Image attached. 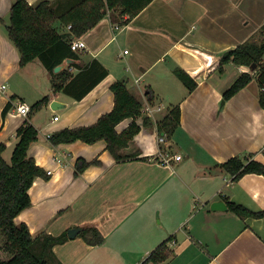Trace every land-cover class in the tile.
Listing matches in <instances>:
<instances>
[{
    "label": "crops",
    "instance_id": "obj_1",
    "mask_svg": "<svg viewBox=\"0 0 264 264\" xmlns=\"http://www.w3.org/2000/svg\"><path fill=\"white\" fill-rule=\"evenodd\" d=\"M13 1L0 0V81L24 69L30 80L37 69L43 84L31 88L33 103L14 101L16 94H8L7 85L5 96L0 95V141L14 150L17 130L29 119L38 129L29 154L46 172L35 177L29 189L32 204L16 221L26 222L33 236L67 231L68 239L53 247L63 264H264V217H243L229 205L211 207L213 201L229 198L252 211L264 210V174L250 172L234 180L218 165L249 154L264 162L258 80L255 77L222 106L224 91L249 66L229 62L224 71L218 68L222 52L261 29L264 0H153L126 24L108 14L81 36L87 47L65 65L74 75L84 71L79 78L83 85L100 71L98 66L88 71L94 60L108 69L81 99L54 91L40 59L21 65L20 50L8 32ZM28 1L37 5L42 0ZM51 1L64 7L70 0ZM55 25L70 30L60 20ZM177 67L197 80L196 88L189 90L176 75ZM118 79L126 80L144 105L143 115L137 117L142 129L125 148L134 157L118 161L105 139L57 145L50 141L55 131L92 124L112 110L111 85ZM46 95L49 109L65 111L63 117L55 114L41 124L31 114L32 105ZM8 102L11 107L4 117ZM23 102L31 107L27 115L19 114ZM175 105L181 107L180 125L172 136L160 133L158 122ZM145 116L151 125L144 124ZM133 119L121 121L118 131ZM176 154L182 158L176 159ZM79 157L99 158L100 163L77 172ZM87 223L97 224L105 237L102 243L92 244L81 235ZM79 227L82 230L71 237L70 229ZM162 242L171 255L160 263L149 260Z\"/></svg>",
    "mask_w": 264,
    "mask_h": 264
},
{
    "label": "trees",
    "instance_id": "obj_2",
    "mask_svg": "<svg viewBox=\"0 0 264 264\" xmlns=\"http://www.w3.org/2000/svg\"><path fill=\"white\" fill-rule=\"evenodd\" d=\"M153 0H70L66 6L55 5L51 0H42L37 5L30 4L28 0H14L8 32L21 53V65L25 66L33 59H40L51 75L54 91H64L81 99L101 79L108 74V69L98 60H94L88 71L100 68L98 73L88 84H79L80 76L84 71L74 75L68 68L56 71L55 68L69 58L77 59L78 53L72 49L70 40L81 37L95 27L105 16L111 15L114 22L128 23L140 13ZM60 20L64 26L72 24L69 30L71 35L55 25ZM264 34V24L261 29L237 46L221 53L218 68L224 71V66L229 62L247 65L255 69L244 71L234 83L224 91L222 106L235 93L247 86L255 77L260 85V102L264 107V36L258 38V33ZM70 65H73L72 63ZM98 66V67H96ZM176 75L184 84L193 90L197 80L185 69L177 67ZM115 104L112 110L102 114L99 119L89 125L65 127L55 131L49 137L53 144L72 142L78 139L94 143L100 139L107 141V148L118 161L134 157L125 151L130 141L138 134L142 125L137 117L143 115L142 101L130 90L127 81L118 79L112 83ZM150 99H154L150 93ZM50 96L46 95L33 104V108L48 103ZM11 103L8 102L3 110L6 117ZM132 117L133 121L122 131H118V124L126 118ZM181 107L173 106L169 112L158 122L160 133L172 136L180 125ZM144 124L151 125L149 116L144 117ZM17 142L11 157L7 161L4 152L7 148L5 142L0 141V264H63L54 253L53 247L57 243L68 239V232L53 235L42 232L33 236L26 222L18 223L16 217L25 208L31 206L32 199L29 189L36 176L46 175L45 170L36 163L29 154V148L38 139V129L28 119L18 128ZM250 156L235 155L219 163V167L239 179L246 173L256 172L264 174V162ZM144 158H149L144 156ZM93 163H100L99 158L87 160L79 157L76 162L77 172L83 171ZM229 208L239 215L264 217V210L252 211L244 205L226 199ZM81 235L92 244L102 243L105 239L96 223H87ZM2 252V254H1ZM7 253V254H5ZM172 250L167 242H162L151 253L149 260L163 262L171 255ZM5 254V255H4Z\"/></svg>",
    "mask_w": 264,
    "mask_h": 264
},
{
    "label": "rangeland",
    "instance_id": "obj_3",
    "mask_svg": "<svg viewBox=\"0 0 264 264\" xmlns=\"http://www.w3.org/2000/svg\"><path fill=\"white\" fill-rule=\"evenodd\" d=\"M263 36H264V34L263 33L261 34L259 32L257 37L261 39V38H263ZM24 70L27 72L26 69H24ZM24 70L21 71V75L14 74L12 76V78L4 79L3 80L4 82L0 81V83H7V85H8V94H10V93L16 94L14 96V101L16 100V102H21V100H26V101L32 102L31 97L34 94V91L31 88H34L35 84H37L38 87L42 86V84H43L42 83L43 79L40 77V75H42V72H40V73L37 72V69L33 70V73L35 75H33L30 80H27V77H29V76ZM62 94H65V93H62ZM1 96H5V94H1ZM167 104H170V102H167ZM64 111H65L64 108H58L55 111H53V110L48 108V103L44 102L39 107H36V108L32 107L31 114L37 115L39 122L41 124H45L55 114L58 115L59 117H63V112ZM63 121H64V119H61V121L59 123H62ZM12 150H13V146L9 147L4 152V157L9 162L11 161ZM0 244H2V241H0ZM1 254H2V252H1ZM5 254H7V253H5Z\"/></svg>",
    "mask_w": 264,
    "mask_h": 264
},
{
    "label": "built area",
    "instance_id": "obj_4",
    "mask_svg": "<svg viewBox=\"0 0 264 264\" xmlns=\"http://www.w3.org/2000/svg\"><path fill=\"white\" fill-rule=\"evenodd\" d=\"M68 28L71 29L72 24H69ZM70 44H71L72 49L75 50L76 52H79L80 50L87 47L86 40L83 37H77V36L73 37L70 40ZM127 51L128 50H125V52H127ZM249 70H251L250 67H249ZM6 88H7V83H0V95L3 94V92H5ZM18 110H19V114L27 115L30 112L31 107L26 102H23L18 106ZM54 118L58 119V116H55ZM163 140H164V137H160V141H163ZM175 157H176V159H181L182 154H176ZM169 159L170 158H168L167 161ZM48 173L51 174L52 170H48Z\"/></svg>",
    "mask_w": 264,
    "mask_h": 264
},
{
    "label": "water",
    "instance_id": "obj_5",
    "mask_svg": "<svg viewBox=\"0 0 264 264\" xmlns=\"http://www.w3.org/2000/svg\"><path fill=\"white\" fill-rule=\"evenodd\" d=\"M70 33H71V32H68V33H62V36H63V37H67L68 35H70ZM72 61H73L72 58L67 59V60L64 61L63 63L59 64V65L55 68V70H56V71H60L61 69H63V68L65 67V65H66L67 63H70V62H72ZM255 66H256V65L253 64V65L251 66V68H252V69H255ZM56 103H57V102H54L52 105H56ZM211 207H212V209H214V210L227 209V208H228V204H227V201H226L225 199H218V200H215V201L212 202ZM81 230H82L81 227H79V228H73V229H70L69 234H70L71 237H74V236H76V234H78L79 231H81Z\"/></svg>",
    "mask_w": 264,
    "mask_h": 264
}]
</instances>
